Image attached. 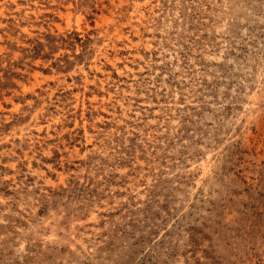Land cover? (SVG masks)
Masks as SVG:
<instances>
[{
	"label": "rangeland",
	"instance_id": "374dc122",
	"mask_svg": "<svg viewBox=\"0 0 264 264\" xmlns=\"http://www.w3.org/2000/svg\"><path fill=\"white\" fill-rule=\"evenodd\" d=\"M0 264H264V0H0Z\"/></svg>",
	"mask_w": 264,
	"mask_h": 264
}]
</instances>
